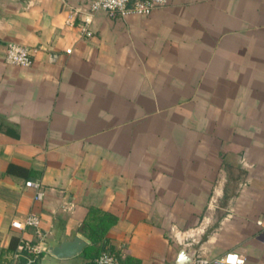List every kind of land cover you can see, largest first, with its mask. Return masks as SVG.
Segmentation results:
<instances>
[{
    "label": "crops",
    "instance_id": "crops-1",
    "mask_svg": "<svg viewBox=\"0 0 264 264\" xmlns=\"http://www.w3.org/2000/svg\"><path fill=\"white\" fill-rule=\"evenodd\" d=\"M10 42L30 66L5 63ZM90 209L115 218L103 247L126 264H264V0L123 17L0 0V264L29 258L12 254L33 230L10 226L29 212L45 233L30 264H93ZM78 233V254L47 252Z\"/></svg>",
    "mask_w": 264,
    "mask_h": 264
},
{
    "label": "built area",
    "instance_id": "built-area-1",
    "mask_svg": "<svg viewBox=\"0 0 264 264\" xmlns=\"http://www.w3.org/2000/svg\"><path fill=\"white\" fill-rule=\"evenodd\" d=\"M89 11L97 12L103 11L109 16H126V15H140L147 16L154 9L164 6L166 0H87ZM87 20L85 24L81 26L80 31L85 36L89 35L87 28ZM5 63L9 65L28 67L32 63L30 50L21 44L7 43L5 46ZM25 187L32 188L34 190V200H40L42 198V191L40 183L37 181H25ZM40 219L38 215L33 212L27 213L22 219H13L10 221V226L17 230H24L31 228L33 230L35 241L34 243L28 241H20L17 246V250L12 254L16 257L21 250H27L33 256H36L40 249L38 243L44 239V232L40 229ZM31 258H28L25 264H30ZM221 264H241L243 258L234 252H226L219 259ZM204 259H198L197 264H206ZM93 264H126L122 258L109 250L100 251L94 258Z\"/></svg>",
    "mask_w": 264,
    "mask_h": 264
},
{
    "label": "trees",
    "instance_id": "trees-1",
    "mask_svg": "<svg viewBox=\"0 0 264 264\" xmlns=\"http://www.w3.org/2000/svg\"><path fill=\"white\" fill-rule=\"evenodd\" d=\"M96 211L90 209L88 211V220L82 222L80 229L84 231L90 244L84 247L82 254L86 257L93 258L102 250H111L108 247L104 248V235L106 230L114 223L115 218L109 214L103 213L101 215H95ZM100 242L99 246H96V243ZM19 245V244H18ZM17 245V246H18ZM13 248V249H12ZM11 249L14 251L16 248L13 246ZM22 253L27 255V257L33 259V255L27 250H21ZM33 257V258H32Z\"/></svg>",
    "mask_w": 264,
    "mask_h": 264
},
{
    "label": "water",
    "instance_id": "water-1",
    "mask_svg": "<svg viewBox=\"0 0 264 264\" xmlns=\"http://www.w3.org/2000/svg\"><path fill=\"white\" fill-rule=\"evenodd\" d=\"M89 243V240L82 234H76L71 239H64L57 245L48 246L47 252L57 258H66L78 254L83 247ZM182 255V253H181ZM179 264H191V256H181Z\"/></svg>",
    "mask_w": 264,
    "mask_h": 264
}]
</instances>
